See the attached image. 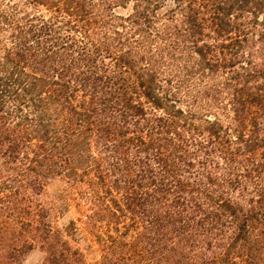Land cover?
<instances>
[{
	"label": "trees",
	"instance_id": "1",
	"mask_svg": "<svg viewBox=\"0 0 264 264\" xmlns=\"http://www.w3.org/2000/svg\"><path fill=\"white\" fill-rule=\"evenodd\" d=\"M36 249L264 264V0H0V264Z\"/></svg>",
	"mask_w": 264,
	"mask_h": 264
},
{
	"label": "rangeland",
	"instance_id": "2",
	"mask_svg": "<svg viewBox=\"0 0 264 264\" xmlns=\"http://www.w3.org/2000/svg\"><path fill=\"white\" fill-rule=\"evenodd\" d=\"M64 183L60 180H54L50 183L47 188V198L50 202L60 203V196L63 194L64 191ZM75 216V212L72 208L63 215H59L58 218V225L64 226L68 223L70 219ZM84 246V244H82ZM98 256L96 253H88V261L90 264H94L97 260ZM44 259V253L40 249H36L32 251L25 262V264H42Z\"/></svg>",
	"mask_w": 264,
	"mask_h": 264
}]
</instances>
